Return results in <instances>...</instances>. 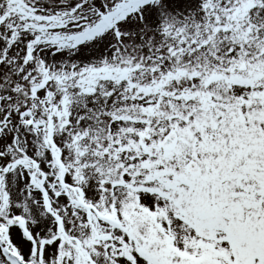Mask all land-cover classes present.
I'll list each match as a JSON object with an SVG mask.
<instances>
[{"label":"snow or ice","instance_id":"snow-or-ice-1","mask_svg":"<svg viewBox=\"0 0 264 264\" xmlns=\"http://www.w3.org/2000/svg\"><path fill=\"white\" fill-rule=\"evenodd\" d=\"M0 264H264V0H0Z\"/></svg>","mask_w":264,"mask_h":264}]
</instances>
